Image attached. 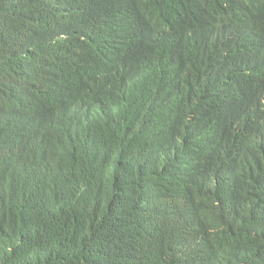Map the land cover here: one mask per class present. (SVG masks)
<instances>
[{
    "label": "trees",
    "instance_id": "16d2710c",
    "mask_svg": "<svg viewBox=\"0 0 264 264\" xmlns=\"http://www.w3.org/2000/svg\"><path fill=\"white\" fill-rule=\"evenodd\" d=\"M0 264H264V0H0Z\"/></svg>",
    "mask_w": 264,
    "mask_h": 264
}]
</instances>
